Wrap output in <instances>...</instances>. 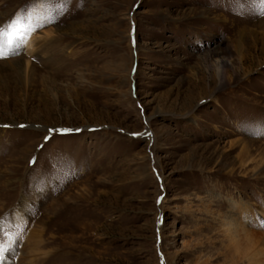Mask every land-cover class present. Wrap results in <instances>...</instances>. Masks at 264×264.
Masks as SVG:
<instances>
[{"label": "rangeland", "instance_id": "obj_1", "mask_svg": "<svg viewBox=\"0 0 264 264\" xmlns=\"http://www.w3.org/2000/svg\"><path fill=\"white\" fill-rule=\"evenodd\" d=\"M18 14L7 264H264V0H0V27Z\"/></svg>", "mask_w": 264, "mask_h": 264}, {"label": "snow or ice", "instance_id": "obj_2", "mask_svg": "<svg viewBox=\"0 0 264 264\" xmlns=\"http://www.w3.org/2000/svg\"><path fill=\"white\" fill-rule=\"evenodd\" d=\"M31 31H35V27L30 28L20 14L6 27H0V59L19 54V49L26 47L25 35L30 34ZM6 47L9 49L7 52ZM4 251L3 246L0 245V264H7Z\"/></svg>", "mask_w": 264, "mask_h": 264}, {"label": "bare ground", "instance_id": "obj_3", "mask_svg": "<svg viewBox=\"0 0 264 264\" xmlns=\"http://www.w3.org/2000/svg\"><path fill=\"white\" fill-rule=\"evenodd\" d=\"M27 66H28V64L26 65V67H24V69H26L24 71V72H26V74H27ZM223 75H224V80H225V69H224V71L222 73V76ZM246 209H247L246 207L243 208V210L248 211ZM232 216L233 215H230V214L225 215V218L220 220V224L219 225H220V227L224 228L223 234H225L226 237L229 238V240L232 243H234V244L239 246L238 242L241 239H246L247 238L246 236H248L249 234L246 232L244 224H242V225L237 224V221H233L232 220V218L234 219V216L233 217ZM248 240H249V238H248ZM237 250H239V247L237 248ZM261 255H263V254H259V256H261ZM253 264H257V262H254Z\"/></svg>", "mask_w": 264, "mask_h": 264}]
</instances>
